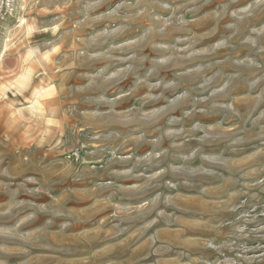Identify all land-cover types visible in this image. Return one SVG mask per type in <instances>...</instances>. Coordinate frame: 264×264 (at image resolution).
I'll return each mask as SVG.
<instances>
[{
  "label": "rangeland",
  "instance_id": "1",
  "mask_svg": "<svg viewBox=\"0 0 264 264\" xmlns=\"http://www.w3.org/2000/svg\"><path fill=\"white\" fill-rule=\"evenodd\" d=\"M0 264H264V0H0Z\"/></svg>",
  "mask_w": 264,
  "mask_h": 264
},
{
  "label": "bare ground",
  "instance_id": "2",
  "mask_svg": "<svg viewBox=\"0 0 264 264\" xmlns=\"http://www.w3.org/2000/svg\"><path fill=\"white\" fill-rule=\"evenodd\" d=\"M154 28V27H153ZM140 29V28H139ZM142 30V29H141ZM228 34V33H227ZM156 37V36H155ZM194 39V38H193ZM211 40H214V38L213 39H210V40H207V41H211ZM243 51V50H242ZM144 52V51H143ZM220 53V52H219ZM243 53V52H242ZM151 55H152V52L150 53ZM241 54V53H240ZM223 55V54H222ZM241 56V55H240ZM158 74V73H157ZM166 76H168V74L166 75ZM127 84H125L124 86H126ZM118 89H116V91H117ZM113 92V90H109V92H108V94H111ZM155 102H150V103H147L145 106H147V105H151V104H154Z\"/></svg>",
  "mask_w": 264,
  "mask_h": 264
}]
</instances>
